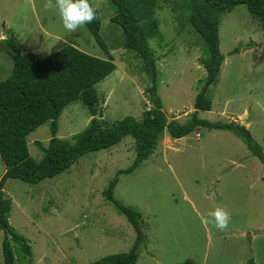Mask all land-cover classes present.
<instances>
[{
  "label": "rangeland",
  "instance_id": "rangeland-1",
  "mask_svg": "<svg viewBox=\"0 0 264 264\" xmlns=\"http://www.w3.org/2000/svg\"><path fill=\"white\" fill-rule=\"evenodd\" d=\"M93 1L101 14L104 47L117 65L96 85L98 118L113 122L133 115L142 120L154 107L148 89L153 86L168 121L183 123L203 92L212 100V108L200 110L199 117L244 124L264 150V24L246 5L223 16L219 34L225 60L219 78L210 81L201 60L204 43L187 20L185 0H172L175 3H164L157 10L160 34L149 41L156 58L155 79L134 51L124 49L122 28L111 21L116 5L111 0ZM43 5L44 0H0V41L14 34L23 52L46 57L70 44L107 58L86 24L69 32L58 12ZM13 66L1 44L0 81L12 73ZM91 118L82 102L69 104L59 118L57 136L72 139ZM51 136L50 122L28 136L36 160L43 159L44 151L35 142L46 147ZM163 139L162 135L153 154L132 173L119 174L136 156L135 141L129 135L111 148L83 155L53 178L36 184L8 179L2 197L13 200L9 221L31 249L30 254L21 251L25 261L17 264H92L106 255L128 252L136 232L105 197L117 176L116 198L141 212L144 222L146 244L136 264H248L249 260L264 264L261 160L232 130L201 127L183 140L166 143ZM5 168L0 156V178ZM217 205L231 214L224 231L206 223ZM5 236L0 231V264H4ZM9 238L19 256L23 242L12 234Z\"/></svg>",
  "mask_w": 264,
  "mask_h": 264
},
{
  "label": "trees",
  "instance_id": "trees-1",
  "mask_svg": "<svg viewBox=\"0 0 264 264\" xmlns=\"http://www.w3.org/2000/svg\"><path fill=\"white\" fill-rule=\"evenodd\" d=\"M111 1L117 7L111 21L122 28L124 49L134 51L142 60L143 69L155 79L156 58L149 41L160 34L157 10L163 8L164 3L172 5L175 1ZM92 3L96 7L97 19L86 26L104 47L100 34L101 14L93 0ZM241 4L246 5L249 12L259 17L264 24V0H185V6L189 9L187 20L204 43L202 63L208 72V78L213 77L214 81L219 78L221 65L225 60L219 34L223 16ZM174 8L175 6L173 11ZM1 44L14 64L12 73L0 81V156L6 167L0 178V231L6 234L3 240L4 264L23 262L22 252L31 253L25 239L16 234L10 224L13 200L2 197V189L10 178L31 184L53 178L68 170L83 155L111 148L129 135L134 138L136 156L132 165L119 174L132 173L154 152L165 130L172 137L181 138L201 127L234 131L243 138L252 155L264 164V150L244 124L233 121L213 122L199 117L200 110L208 111L212 108V100L203 92L196 98L195 110L190 119L183 123L176 119L168 121L162 99L153 86L148 89L153 94L154 107L147 111L142 120L133 115L113 122L98 118L100 99L96 85L117 69L113 54L107 47H104L107 58L89 54L70 44L43 57L35 52H23L22 44L14 34L2 39ZM236 51L238 48L234 50ZM76 101L88 108L92 118L72 139L60 138L57 136L59 118L65 107ZM46 122H50L52 136L46 147L39 141L35 142L44 151L43 159L38 161L31 155L28 136ZM118 182V176L110 181L105 197L127 218L136 232V238L128 252L109 254L92 264H136L146 244L142 213L116 198L114 191ZM10 234L13 239L23 242L20 251H17L19 256L12 247ZM248 264L255 262L249 260Z\"/></svg>",
  "mask_w": 264,
  "mask_h": 264
},
{
  "label": "clouds",
  "instance_id": "clouds-1",
  "mask_svg": "<svg viewBox=\"0 0 264 264\" xmlns=\"http://www.w3.org/2000/svg\"><path fill=\"white\" fill-rule=\"evenodd\" d=\"M46 10H56L64 28L69 32H76L78 28L97 19L96 7L92 0H44ZM211 218L206 223H212L224 231L231 222L230 212L223 206H215L209 213Z\"/></svg>",
  "mask_w": 264,
  "mask_h": 264
},
{
  "label": "crops",
  "instance_id": "crops-1",
  "mask_svg": "<svg viewBox=\"0 0 264 264\" xmlns=\"http://www.w3.org/2000/svg\"><path fill=\"white\" fill-rule=\"evenodd\" d=\"M35 12V11H34ZM35 17L37 18V16H36V14H35ZM4 28H7V25L4 27ZM21 28V27H20ZM4 29H2V31H3ZM7 30V29H6ZM3 35L1 34V31H0V39L1 38H3L2 37ZM16 36V35H15ZM6 37H7V35H6ZM19 39V38H18ZM23 46V45H22ZM163 137H164V139H163V141L162 142H166V143H172L173 141L172 140H183V139H185L186 138V136H184V137H181V138H174V137H172L170 134H169V132L167 131V130H165V132L163 133ZM173 138V139H172ZM160 140V139H159ZM160 142V141H159ZM153 154V153H152Z\"/></svg>",
  "mask_w": 264,
  "mask_h": 264
},
{
  "label": "water",
  "instance_id": "water-1",
  "mask_svg": "<svg viewBox=\"0 0 264 264\" xmlns=\"http://www.w3.org/2000/svg\"><path fill=\"white\" fill-rule=\"evenodd\" d=\"M4 38H6V36L4 37ZM214 78L213 77H211V80L210 81H212Z\"/></svg>",
  "mask_w": 264,
  "mask_h": 264
}]
</instances>
